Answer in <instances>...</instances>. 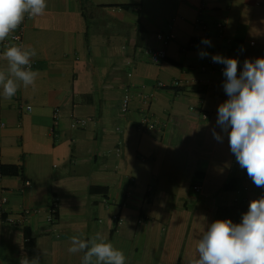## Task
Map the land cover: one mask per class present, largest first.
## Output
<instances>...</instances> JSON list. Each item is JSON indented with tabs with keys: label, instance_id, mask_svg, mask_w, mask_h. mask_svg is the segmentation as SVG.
I'll return each instance as SVG.
<instances>
[{
	"label": "crops",
	"instance_id": "1",
	"mask_svg": "<svg viewBox=\"0 0 264 264\" xmlns=\"http://www.w3.org/2000/svg\"><path fill=\"white\" fill-rule=\"evenodd\" d=\"M21 47L36 50L38 75L10 100L0 87V166L22 169L0 173V264H82L83 252L67 251L71 237L97 233L125 264H189L219 210L239 224L264 197L217 125L226 66L200 68L215 54L236 58L239 78L246 59L264 57V0H46L25 20ZM144 48L167 56L152 62ZM144 116L153 128H140ZM175 118L195 124L188 148ZM25 210L22 223L6 220Z\"/></svg>",
	"mask_w": 264,
	"mask_h": 264
},
{
	"label": "clouds",
	"instance_id": "2",
	"mask_svg": "<svg viewBox=\"0 0 264 264\" xmlns=\"http://www.w3.org/2000/svg\"><path fill=\"white\" fill-rule=\"evenodd\" d=\"M45 9L46 0H0V43L20 26L25 14L34 18ZM201 43L211 46L207 38ZM36 55L34 48L5 46L3 57L8 67L0 70L5 99L14 97L21 83L24 87L34 85L38 73L31 67V58ZM198 55L203 59L209 53L201 50ZM211 60L226 66L223 89L229 97L218 107L217 125L228 134L230 149L241 168L257 187H264V57L246 59L239 78L236 58L215 54ZM212 135L218 142L223 141L214 129ZM196 250L199 258L189 264H264V197L249 203L239 224L230 219L212 222ZM67 251L83 252L82 264H125L126 259L123 251L105 242L99 233L88 239L72 236ZM20 264H39V259L25 256Z\"/></svg>",
	"mask_w": 264,
	"mask_h": 264
},
{
	"label": "built area",
	"instance_id": "3",
	"mask_svg": "<svg viewBox=\"0 0 264 264\" xmlns=\"http://www.w3.org/2000/svg\"><path fill=\"white\" fill-rule=\"evenodd\" d=\"M25 18L28 19V15H25ZM23 20V22L20 24V26L14 31L12 32L4 42L0 43V62L3 59V51H4V47L10 46V45H17V46H22V42H23V35H24V29H25V19ZM222 26V23H221ZM160 38L164 39L165 43H168L170 36H163V35H159ZM194 42L191 43V45H193ZM144 54L147 56V58L152 61V62H160L162 60H164L167 56V52L165 49H151V48H144ZM36 64V61L31 60V67H33ZM213 66H215V63L212 62L211 59H209L206 63L201 65V70H208L210 68H213ZM1 70V69H0ZM177 84V82L175 83ZM160 85H163L162 83H160ZM154 97V92H149V93H145L142 94L141 96V101L147 105L150 100ZM129 102H130V94L129 93H125L122 101H121V109L123 111H127L129 108ZM25 108L27 110H31L32 107L30 105H25ZM60 116V112L59 109H56L54 112V117H55V122H57L58 118ZM84 123V120H82ZM157 123V120L155 118H152L151 116H144L142 123L140 124V128L141 129H151L154 127V125ZM4 125V122L0 121V126ZM196 189H199V186L196 185L195 186ZM7 200V197L3 196L2 201L5 202ZM57 199L55 198L52 204V208H50V213L48 215V220L49 221H53L54 220V212L57 209ZM29 210H25L22 215H20L19 217L15 218H7L6 220L8 222H17L19 221V223H22L23 221H25L26 216L28 214ZM118 224H120L122 222V218H117Z\"/></svg>",
	"mask_w": 264,
	"mask_h": 264
},
{
	"label": "trees",
	"instance_id": "4",
	"mask_svg": "<svg viewBox=\"0 0 264 264\" xmlns=\"http://www.w3.org/2000/svg\"><path fill=\"white\" fill-rule=\"evenodd\" d=\"M80 2L82 4H85L87 0H80ZM175 123L178 127V130L184 134V142L182 146L185 148H188L193 138L195 124L192 121H189L183 118H175ZM20 172H22V169L20 166H17V165H1L0 166V173L3 175H6V174L17 175ZM225 187H227V185H225ZM52 204H53V201L50 203V208H52ZM228 210L229 209H225V208H222V210H219L218 215H217L218 218L220 220H226L227 218H224L225 216L224 213ZM57 212H58V209H56V211L54 212V217L56 216ZM23 231H24V236L27 239L26 244L31 243L32 240L30 239L28 228L24 227Z\"/></svg>",
	"mask_w": 264,
	"mask_h": 264
}]
</instances>
